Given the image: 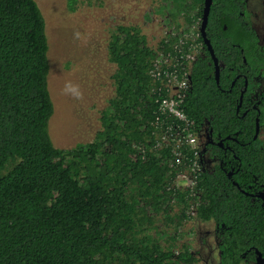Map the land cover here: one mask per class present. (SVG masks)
<instances>
[{"label":"trees","instance_id":"1","mask_svg":"<svg viewBox=\"0 0 264 264\" xmlns=\"http://www.w3.org/2000/svg\"><path fill=\"white\" fill-rule=\"evenodd\" d=\"M67 1L74 12L82 0ZM247 1H213L207 37L219 83L199 34L204 54L184 63L191 86L183 110L196 134L208 126L214 136L251 143L230 142L234 153L218 148L225 163L198 169L196 185L181 188L176 179L193 167L195 150L164 140L168 127L183 124L160 114L169 93L151 74L159 51L180 55L181 36L168 35L156 48L140 27L118 25L109 41L115 95L101 128L93 141L62 149L49 131L55 106L44 15L36 0H0V264H194L189 247L176 254L177 237L169 234L191 208L215 223L220 264L264 252V204L253 195L264 186V142L253 140L257 113L237 112L245 78L236 77L264 69ZM172 2L188 22L202 19L204 0ZM259 107L263 122L264 100Z\"/></svg>","mask_w":264,"mask_h":264},{"label":"rangeland","instance_id":"2","mask_svg":"<svg viewBox=\"0 0 264 264\" xmlns=\"http://www.w3.org/2000/svg\"><path fill=\"white\" fill-rule=\"evenodd\" d=\"M36 1L46 21L49 89L55 106L49 131L58 148L91 142L101 128L102 111L115 95L112 76L116 65L109 60V41L118 25L140 27L156 48L168 35L196 41L197 52L204 54L198 40L201 20L190 23L182 12L176 14L172 0H82L74 12L67 0ZM190 10L192 14L198 11ZM247 10L254 28L264 33V0H249ZM185 183L179 180L181 187ZM179 208L181 205L177 213ZM187 215L189 218L169 233L177 237L176 254L187 246L196 258L194 264H219L216 238L211 244L213 259L208 261L203 255L205 236L214 231V223L205 224L197 218L195 208ZM163 225V220L159 221L160 229Z\"/></svg>","mask_w":264,"mask_h":264},{"label":"built area","instance_id":"3","mask_svg":"<svg viewBox=\"0 0 264 264\" xmlns=\"http://www.w3.org/2000/svg\"><path fill=\"white\" fill-rule=\"evenodd\" d=\"M175 48L180 55L173 56L171 53L158 52L151 74L156 80L164 83V87L169 93L166 98H163L159 102L160 114L168 115L183 124L181 128L177 126L168 127L163 135L164 140L167 143H175L178 146L187 143L191 149L195 150L196 158L193 161V167L189 172H182L177 177L178 187H181L179 180H185L186 183L182 187L193 188L196 185L195 177L197 171L201 169L198 159L201 158L202 148L198 143L197 134L194 131V122L188 118L183 110V104L191 86L188 64L184 65V63L187 61L191 65L199 49L196 41L190 42L185 38H180L179 44ZM184 49L187 52H184ZM174 153L177 160L180 161L182 153L176 150Z\"/></svg>","mask_w":264,"mask_h":264},{"label":"flooded vegetation","instance_id":"4","mask_svg":"<svg viewBox=\"0 0 264 264\" xmlns=\"http://www.w3.org/2000/svg\"><path fill=\"white\" fill-rule=\"evenodd\" d=\"M204 8H205V0H204V4L202 7L203 12H204ZM247 15H248V10H247ZM202 19H203V15H202ZM202 19H201V22H199L200 23V30H201V26H202ZM248 19H249V17H248ZM252 25L254 27L253 23H252ZM200 34H201V31H200ZM257 35L259 37V44H260L261 50L264 51V33L260 32V34H259L257 31ZM203 49H204V47H203ZM244 61L246 62L245 58H244ZM242 76H243V78H245V86H244V89L241 90L240 103H239V107L237 108V112L241 117H244V118L247 117L251 113L252 110L257 113L256 133L253 137V140H254V142L258 141V140L264 142V121L263 122L261 121L260 115L262 113V110L259 107L260 101L264 100V69L261 70V73H258L256 75L253 74V75H251V77H248L247 74H243V75H238L236 78L238 79V78H241ZM235 81L233 82L232 87H233ZM245 99H246V102L244 104ZM200 132L201 133L197 134V140H198L199 145L202 148V154H201V158H200V161L202 164L201 163L200 164L202 165L201 169H203V170L207 169V170L212 171V170L216 169L217 166H222V164L225 163V160L218 153V148L224 149V151H231L234 153V150H233L234 144L240 143V144L244 145V144L251 143V141L241 142V139H240L238 134H236L235 136H227L226 138H220L219 135L214 136V134L212 133V130H210L208 128V126L204 127L202 131L200 130ZM226 141H229V143H227ZM230 142H233L234 144H231ZM225 156L228 157V155H225ZM228 160H229V162H231L230 158ZM233 171H234V167H232V169L228 173V175L232 176ZM233 183H235V185L237 184L235 181H233ZM250 195H252V194H250ZM253 195L261 198L263 200V204H264V186L262 187L261 191H259L257 194H253ZM204 223L210 224V223H214V222L211 221V222H204ZM214 225H215V223H214ZM210 236H213L212 240L209 239ZM205 237H206L207 242L203 246V249H204L203 255H204L205 259L209 261V260L213 259V256L215 253L214 250L211 249L212 241L215 238L217 239L218 248H219V244H220L216 225H215L214 231L212 233L208 234V236L206 235ZM218 252H219L218 253L219 254V264H220V257H221L220 249ZM260 256L262 258H264V252L256 251L255 260L245 259L242 264H258V258ZM194 262H196V260Z\"/></svg>","mask_w":264,"mask_h":264},{"label":"water","instance_id":"5","mask_svg":"<svg viewBox=\"0 0 264 264\" xmlns=\"http://www.w3.org/2000/svg\"><path fill=\"white\" fill-rule=\"evenodd\" d=\"M214 0H205V8H204V12H203V19H202V26H201V35L211 53V56L214 59V63L216 66V80L219 83V79H220V63L218 61L217 56L215 55L214 49L212 47L211 42L209 41L208 37H207V25H208V21H209V16L211 13V7L213 4ZM261 255V254H260ZM258 264H264V258H262L261 256L258 258Z\"/></svg>","mask_w":264,"mask_h":264}]
</instances>
